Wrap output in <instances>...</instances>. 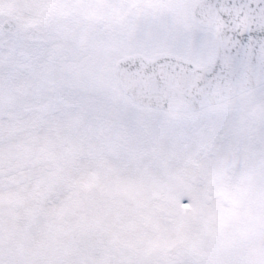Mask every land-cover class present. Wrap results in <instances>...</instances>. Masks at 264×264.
Segmentation results:
<instances>
[{"label":"snow or ice","instance_id":"snow-or-ice-1","mask_svg":"<svg viewBox=\"0 0 264 264\" xmlns=\"http://www.w3.org/2000/svg\"><path fill=\"white\" fill-rule=\"evenodd\" d=\"M0 264H264V0H0Z\"/></svg>","mask_w":264,"mask_h":264}]
</instances>
